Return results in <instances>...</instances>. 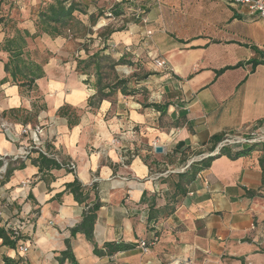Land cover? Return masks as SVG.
<instances>
[{
  "label": "crops",
  "instance_id": "1",
  "mask_svg": "<svg viewBox=\"0 0 264 264\" xmlns=\"http://www.w3.org/2000/svg\"><path fill=\"white\" fill-rule=\"evenodd\" d=\"M161 2L173 11L207 7L210 17L202 16L197 20L202 27L192 31L187 17L178 19L173 12L166 22L169 33L152 46L155 58L165 66H156L153 78L143 82L145 89L136 94L118 91L114 98L92 104L97 93L94 78L83 76L76 61L63 63L54 57L44 65L45 75L32 91L11 77L2 83L8 76L9 53L0 49V113L15 122L20 133L34 111L35 119L47 125L40 145L63 165L42 170L27 159L25 168L0 182L2 224L23 221L21 241L28 247L11 249L0 239V264L5 256L19 264H59L67 239L78 264H214L224 252L242 261L260 249L264 242L260 146L237 158H216L187 185L185 195L171 186L172 177L167 176L190 166L194 161L190 152L202 151V157L210 153L216 134L264 133V64L252 70L248 63L261 58L251 45L264 52V18L229 0H139L142 12L149 6L147 20L160 25ZM7 22L0 23V45L13 35L4 27ZM212 25L214 35L206 32ZM128 32L113 33L111 45L139 42V34ZM45 37L54 47L65 40ZM239 62L244 65L217 74ZM31 92L37 93L41 106L39 100L33 106ZM153 102L169 103L167 116L161 118L158 109L147 106ZM18 132L14 138L0 129V155L14 159L24 153L31 137ZM157 146L163 151L157 152ZM70 162L77 165L75 170L68 167ZM75 178L87 187L97 186L91 199L98 196L102 202L94 229L99 246L107 241L138 243L154 236L157 242L148 252L138 244L113 255L95 254L85 234H71L86 209L66 190ZM145 192L157 195V207L169 202L175 211L149 222L150 207L142 200ZM63 264L72 263L66 259Z\"/></svg>",
  "mask_w": 264,
  "mask_h": 264
},
{
  "label": "trees",
  "instance_id": "2",
  "mask_svg": "<svg viewBox=\"0 0 264 264\" xmlns=\"http://www.w3.org/2000/svg\"><path fill=\"white\" fill-rule=\"evenodd\" d=\"M79 10L81 9L75 0H52L47 6L39 8L37 20H35L36 32L32 33L28 28H16L13 35L7 37L0 45V49L9 53V59L5 63V71L8 76L2 79V83L8 81L9 77H11V80L19 86L24 87L27 90L34 89L37 79L45 75V70L44 63L34 59L30 52L26 50L28 46V38H35L42 34L55 38L63 35L67 30H72L76 25L86 27L82 20H78L76 17L75 13ZM1 21L4 20H0V22ZM96 22L97 20H91L93 25H95ZM114 31L116 30L112 29L109 33L111 34ZM108 47V44H105L103 48L89 54L86 58H79L77 61V70L88 79L91 77L94 78L97 93L91 98L92 104H96L103 99L114 98L118 91H121L126 95L136 94L142 91V89L139 90L138 87L133 86L131 78L119 77L117 75L116 66L127 63L126 58L125 55L119 59L114 58L110 53L106 52ZM251 47L261 55V58H253L248 61V63L252 64V70H255L257 65L264 64V52L256 45H251ZM242 65H244V63L239 62L236 65L226 66L217 70V74H222L228 69L237 68ZM107 68L109 70H107ZM110 74L115 75V78L111 81H107L106 76L110 77ZM152 74H154V72L146 73L140 78L141 81L139 80L137 83L146 81V79ZM147 106H153L158 109L161 113V118L167 116L169 103L153 102L147 104ZM228 134L232 135V132L225 131L214 135L211 138V146L208 150L214 152L219 143L222 142ZM258 146L264 151V142H254L251 144L233 143L224 145L220 147L218 153L194 160L190 166L182 172L171 173L167 177H172V179H170L171 186H173L177 192L185 195L187 193V185L197 177L200 171L211 166L216 158L222 155L237 158L250 154ZM33 152H37V156L28 154L26 158L16 157L11 159L10 157L0 155V169L6 166L4 174L0 173V182L9 179L15 170L25 168L27 159H31V162L38 165L42 170L60 168L63 166L62 163L52 156L44 154L39 150H33ZM201 153L203 152H198V154ZM183 161H186V158H184ZM261 163L264 170V156L261 159ZM66 190L73 193L75 199L86 206L82 220L71 228V234L72 236H76L77 233L85 234L86 238L94 244L95 254L99 256L113 255L120 251L133 249L138 245V243L124 241H107L102 246H99L95 241L94 229L102 202L98 196L94 200L91 199V191H97L96 184L87 187L75 178L74 181L67 184ZM142 200L148 202L150 207V214L148 217L149 222H157L159 217H164L175 211V205L170 204L169 202H167L163 208L157 207L156 194L149 196L145 192ZM15 228L17 227L14 226L8 229L6 224H2L0 218V239H2L3 245H6L11 249H17L20 239L23 238V229H19V234L17 235ZM155 235H158V232H155ZM66 244L67 248L62 251L61 255L58 257L59 264H63L66 259H70L72 264H78L72 250L71 240L67 239ZM4 264H19V261H16L9 256H5Z\"/></svg>",
  "mask_w": 264,
  "mask_h": 264
},
{
  "label": "rangeland",
  "instance_id": "3",
  "mask_svg": "<svg viewBox=\"0 0 264 264\" xmlns=\"http://www.w3.org/2000/svg\"><path fill=\"white\" fill-rule=\"evenodd\" d=\"M51 1L52 0H0V20H9L4 27H6L7 32L11 34L16 31V28L22 26V24H28L29 30H36L35 20H37L39 8L47 6ZM75 1L81 9L75 13L76 17L78 20H82V22L85 21L86 25H84L86 27L76 25L72 30H67L61 35V37L65 39L64 42L58 44L57 47L50 45L52 50L50 46H48V44H50L48 41L49 38L45 37L44 34L38 35L35 38H28L26 50L30 52L34 59L44 63V65L53 57L58 61H62L63 59V63H73L74 61L77 62L79 58H86L89 54L103 48L105 44H108L107 53H110L116 59H119L123 55H125L126 58L127 63L116 66L117 75L119 77L131 78L133 86L138 87L139 90L145 89L143 82L137 83L140 78L148 72H155V68L158 66L152 46L155 44L156 38L161 40L160 36L165 37L169 33L166 22L170 20L169 17L173 15V12L175 13L176 11L179 14L178 19L180 16H186L192 31H196L202 27L201 24L197 25V20L202 16H205L206 20L210 17L207 7L198 9L197 6L193 5L188 9L178 8L173 11L171 8L164 6V3L161 2V8L158 14L162 16L164 20L163 24L160 25L156 20H147V17L144 15L149 12V6L147 7L146 13L142 12V9L139 8V0ZM245 7L249 8L247 5H245ZM250 11L255 12V10L252 9H250ZM193 16L196 17L193 19ZM91 20H97V24L93 25ZM207 28H209V30H206V32L213 35L215 34L213 32L215 29L213 25L207 26ZM112 29L116 30L113 33L127 30L131 35L139 34L140 40L137 43H129L125 45V47L111 45V36L113 33L110 34L109 31ZM55 49L61 50L54 53L53 51ZM107 70L109 69L107 68ZM114 78L115 75L112 74H110V77L106 76L107 81H111ZM151 78H153V76H149L146 81ZM30 95L33 96H31V99H33V106L36 107L35 104L38 100L37 104L41 106L42 102L37 93L31 92ZM30 114L31 120L21 125L19 133L15 122L7 120L6 115L0 113V129H3V131L16 138V132L21 136L29 135L23 132L25 128H29L30 130L39 126L43 129L44 134L47 125L35 119L34 111ZM235 135L239 134H234V136ZM243 136H246V134ZM25 147L26 148L23 149L24 153H22L24 156H28L26 155L27 152L31 154L33 150H36L32 139L28 140ZM190 154V161L198 160L202 157V155L197 153L190 152ZM74 165L75 167L72 168V170H75L77 167L75 163ZM214 264H264V242L260 246V249L244 257L242 261L230 258V255L224 252L222 258H216Z\"/></svg>",
  "mask_w": 264,
  "mask_h": 264
},
{
  "label": "built area",
  "instance_id": "4",
  "mask_svg": "<svg viewBox=\"0 0 264 264\" xmlns=\"http://www.w3.org/2000/svg\"><path fill=\"white\" fill-rule=\"evenodd\" d=\"M231 3L235 4V5H247L249 6L250 9L255 10V12H258L260 14L261 17L264 18V0H229ZM146 20V19H145ZM156 63L159 67H164L165 66V62L161 59H157ZM24 133H28L32 139V142L35 144V148L36 150H39L41 152H43L44 154H47L49 156H52L49 152H47L40 144L42 143V135H43V129L40 128L39 126H37L34 129H30L29 128H25L23 130ZM245 135V134H243ZM241 136V135H235L232 133V135H229L222 141L219 143L218 147L216 148V150L214 152H210L208 154H206V156L208 155H212V154H216L219 152L220 147L224 146V145H228V144H233V143H241V144H246V143H254V142H263L264 141V133L262 134H257L255 132H248L246 133V136ZM30 152H27L26 155H28ZM20 157L26 158L27 156L21 155ZM205 157V156H204ZM202 158V157H201ZM68 167L70 169L74 168L75 165L73 162L68 164ZM185 169V168H184ZM17 227L16 229V234H19V229H23L25 226V223L22 221H16V222H10L8 221L6 223V227L12 228V227ZM158 240V236H154V238L152 240H142L139 241L138 244L139 246L145 251L148 252L150 247L152 245H154ZM18 249L19 251H27L28 247L24 245V243H22L21 239L19 241V245H18Z\"/></svg>",
  "mask_w": 264,
  "mask_h": 264
},
{
  "label": "water",
  "instance_id": "5",
  "mask_svg": "<svg viewBox=\"0 0 264 264\" xmlns=\"http://www.w3.org/2000/svg\"><path fill=\"white\" fill-rule=\"evenodd\" d=\"M156 151L157 152H162L163 151V147H161V146H157L156 147ZM5 168V167H4Z\"/></svg>",
  "mask_w": 264,
  "mask_h": 264
}]
</instances>
